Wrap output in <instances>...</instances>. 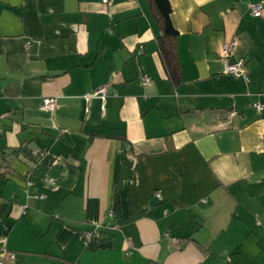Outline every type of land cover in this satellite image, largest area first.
Listing matches in <instances>:
<instances>
[{
  "label": "crops",
  "instance_id": "1",
  "mask_svg": "<svg viewBox=\"0 0 264 264\" xmlns=\"http://www.w3.org/2000/svg\"><path fill=\"white\" fill-rule=\"evenodd\" d=\"M169 2L176 84L147 0H0L5 264H264V0Z\"/></svg>",
  "mask_w": 264,
  "mask_h": 264
},
{
  "label": "built area",
  "instance_id": "2",
  "mask_svg": "<svg viewBox=\"0 0 264 264\" xmlns=\"http://www.w3.org/2000/svg\"><path fill=\"white\" fill-rule=\"evenodd\" d=\"M102 2L104 3H108L109 0H102ZM250 12L253 16H260L262 14V10H264V5H262L261 3H252L250 4ZM237 43V39L236 38H231L228 39L226 41H224L220 47V57L223 60V64H224V68L223 71L225 73L228 74H232L236 77H245L247 78V71L245 68V61L243 58H238L236 60L231 61V56L233 54V49L235 47ZM31 43H28L27 46H30ZM151 82L150 77L146 76L142 78V83L144 85H149ZM108 92H107V85L103 84L101 86L96 87L92 94L87 95L85 98V100H88L90 96H95V97H99L101 98L103 101L105 100L106 96H107ZM56 105V98L55 97H44L42 99V103H41V107L47 110H52L54 109ZM255 108L258 111H262L264 110V104L261 103H254ZM155 194L157 196H159V191H155ZM43 197V195H41ZM93 235L92 231H87L86 233H84V238L86 241L90 240L91 237ZM5 255V258L9 261L14 260L15 255L13 252L10 251H4L3 253ZM0 264H5V259L2 258V256H0Z\"/></svg>",
  "mask_w": 264,
  "mask_h": 264
},
{
  "label": "trees",
  "instance_id": "3",
  "mask_svg": "<svg viewBox=\"0 0 264 264\" xmlns=\"http://www.w3.org/2000/svg\"><path fill=\"white\" fill-rule=\"evenodd\" d=\"M161 34L157 38V49L162 65L173 84L181 81V68L177 58L178 31L171 21L169 0H147Z\"/></svg>",
  "mask_w": 264,
  "mask_h": 264
}]
</instances>
